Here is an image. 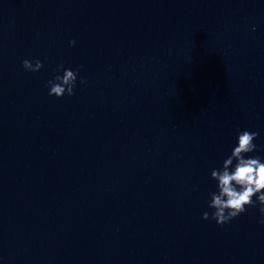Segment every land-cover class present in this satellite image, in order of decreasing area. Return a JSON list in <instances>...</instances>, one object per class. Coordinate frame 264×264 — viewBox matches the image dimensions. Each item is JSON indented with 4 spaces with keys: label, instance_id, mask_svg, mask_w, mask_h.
Masks as SVG:
<instances>
[{
    "label": "water",
    "instance_id": "95a60500",
    "mask_svg": "<svg viewBox=\"0 0 264 264\" xmlns=\"http://www.w3.org/2000/svg\"><path fill=\"white\" fill-rule=\"evenodd\" d=\"M0 264H264V0H0Z\"/></svg>",
    "mask_w": 264,
    "mask_h": 264
}]
</instances>
